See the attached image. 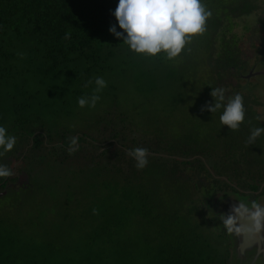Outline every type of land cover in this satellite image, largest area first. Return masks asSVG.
<instances>
[{
	"label": "trees",
	"instance_id": "16d2710c",
	"mask_svg": "<svg viewBox=\"0 0 264 264\" xmlns=\"http://www.w3.org/2000/svg\"><path fill=\"white\" fill-rule=\"evenodd\" d=\"M224 1L201 0L211 16L205 31L188 38L182 49L188 55L195 46L208 49L217 43L212 48L217 55L207 53L206 58L215 57L210 65L215 70L212 79L219 80L231 69L240 73L247 66L229 49L235 45L236 36H227L221 22L261 7L257 0H241L242 4ZM117 4L118 0H0V126L16 137L14 148L0 155V164L10 167L12 163L15 166L10 169L16 172L19 168L15 163L21 159L31 168L28 173L36 165L50 170L44 175L36 171L31 176L32 186L21 190L25 194L33 191L38 177L46 192L42 198H47L49 205L55 202L48 218L26 216V211L15 215L13 207L8 210L1 200L10 194L24 197L22 191L20 194L6 186L14 183L17 175L0 177V188L9 190L0 198V264H230L228 236L208 228L209 218L205 222L197 217L196 203L202 200L200 190L206 186L205 180L221 188L237 183L241 180L238 175L244 173L251 179L244 184L254 189L259 185L256 181L264 180V170L256 158L236 153L235 143H245L250 135L252 127L246 124L252 116L246 111L238 130L225 125L223 137L232 144L226 149L219 131L211 127L207 131L200 125L166 128L163 120L172 115L163 109L160 94L158 111L142 107V118L132 109L127 111L120 99L124 78H129L131 88L140 94L145 93L146 83L160 76L175 79L178 87L183 79L178 69L182 66V71L186 70L187 63L178 65L163 51L156 56L136 53L110 33L112 25L122 31L112 15ZM216 29L221 33L216 35ZM65 33L71 38L65 39ZM173 63L175 70L171 69ZM96 77H103L107 83L97 93L100 100L95 106V110L103 111L91 114L85 130L70 127L66 118H80L84 111H94L88 106L80 108L78 98L93 94ZM90 79L93 84L84 87ZM208 82L209 78L202 82L201 96H210V103H214L210 93L216 84L214 80ZM193 87L182 85L185 94L195 93ZM147 95L146 101L153 104ZM242 97L245 107L247 97ZM205 111L200 104L189 114L199 120ZM222 111L209 117L216 118L218 128L222 126ZM151 112L155 116L149 122ZM96 122L103 124L93 135ZM73 136L79 137V150L69 154V138ZM46 141L50 143L45 145ZM136 147L149 152L143 169H137L136 161L127 154ZM257 150L251 148L250 154ZM81 155L87 157L84 173L82 167L79 170L75 166H67V174L53 169L72 164L70 158ZM221 173L227 180L215 175ZM209 191L201 190V194ZM93 208L98 214H93Z\"/></svg>",
	"mask_w": 264,
	"mask_h": 264
},
{
	"label": "rangeland",
	"instance_id": "374dc122",
	"mask_svg": "<svg viewBox=\"0 0 264 264\" xmlns=\"http://www.w3.org/2000/svg\"><path fill=\"white\" fill-rule=\"evenodd\" d=\"M229 1V0H226ZM224 1V2H226ZM232 2H234V0H231ZM241 2L240 4H242L244 1L241 0H236L235 2ZM258 3L260 4V6L264 9V0H257ZM230 2V1H229ZM234 2V3H235ZM250 13H246L244 16H238L233 18V16H230L232 19L231 21L224 20L221 22L220 27H225V31L227 36H229L230 34H235L236 36V43L234 46H229L230 50H233L234 53L237 52V60L239 62H243L245 61L247 65H249L248 67V72L246 73L248 75L249 71H257V73L259 71H262L264 69V60H260L259 58L261 57V59L264 58V10H260V9H255L253 10V12ZM226 24H230L232 26V28H228L230 30H228L226 28ZM219 26L217 28H220ZM220 32V29H217V31L215 32L216 35H218ZM217 44V43H216ZM214 45H211L207 48H202L200 46H195V48L191 51L190 54L187 55L186 52L181 51V53L173 58L175 61H177L179 64L178 65H182L181 62L187 63V68L186 70L182 71V66L178 69L181 72L179 73V75H183L182 76V81L178 83V87L174 84L175 79L174 80H168L165 77H158V79H155V82H149L146 83L145 86V93H138L136 92L134 89H132V81L129 80V78H124L123 79V83L121 84V86H123V90L122 92H120V99L123 100V106L128 110L132 109L133 111H136L135 113L138 115L137 118H142L143 117V113L142 112V107H144L146 110L148 109H152L155 108L157 111L160 107L159 103H158V95L160 94L163 97V101H164V106L165 108H163L164 110L166 109V113L167 115L171 116L169 117H164L162 118L164 124H166V128L170 129H179V128H191L192 125H200L201 127H203L205 129V131L208 130V127H211L210 130H215V131H219V136L221 135V138H223L221 141L223 143V145H225V148H229L231 147V142L229 140V138L227 137H223V129H225V125H222L220 128L217 127L216 125V118L214 119H209V117L211 116H215L214 113L212 114L207 113L206 110L205 113H202L203 115L200 116L201 118L198 120L194 118H192V116L189 114L190 110L193 108H196L197 105L201 104V108L202 106H204L206 103H210L211 102V97H205L204 98L201 96V94H203V92H200V87L202 88V82L206 79L209 78V82H211L212 80H214L215 84H216V88H224L226 89L225 92V97L227 99V97L230 96H234V91H237V89H239L234 82L231 80V78H223L221 80L218 79V77H216L215 79H212V77L215 75V70L211 69L210 65H212V62H214L215 57L211 58V56H216V51H213L212 48ZM211 50L214 52L212 53ZM211 54V56H208L206 58V55ZM174 62V61H173ZM175 63V62H174ZM171 69H176L175 65H177L175 63ZM178 70L175 71V73L173 74L175 77L178 74ZM184 72V73H183ZM200 72V73H199ZM198 73V74H197ZM243 72H238V74H241ZM195 74H197L195 76ZM186 75V76H185ZM246 76V75H245ZM244 76V78H246ZM195 77V79H194ZM159 80V81H158ZM199 80V81H198ZM246 80V79H245ZM208 82V83H209ZM241 83V81H240ZM193 84V90L196 91L195 93H187L185 94L184 92V88L182 89V85L184 86H189ZM148 85V87H147ZM149 87L152 89H149ZM249 88V85L244 86V89ZM152 91V94H149V92ZM264 92V91H263ZM148 94V95H147ZM145 95H147L149 98L153 99V104L150 102L148 103L145 99ZM130 97L133 100H128L125 101L126 98ZM249 100L251 99V101L249 102V106L251 108V112H255L259 114V116L264 117V95L261 94L260 92H255L252 91L250 93V95L247 97ZM214 99V98H213ZM178 104V105H177ZM179 106V107H177ZM88 108V107H84L83 109ZM92 108V107H90ZM103 110H99L96 109L94 107V111H84L80 118L77 117H70V118H66V122L70 124V127H80L82 129H87L86 125L90 122V116L91 114H97L99 112H102ZM156 111V112H157ZM163 111V110H162ZM160 112V111H159ZM148 117H149V122L152 121L153 117L155 116L154 112L148 113ZM189 114V116H188ZM251 114V113H250ZM219 115V113L217 114V116ZM253 116V114H251ZM166 116V115H164ZM264 122V120H262ZM63 123V122H62ZM97 124H95L94 129H92V133L93 135H96L95 130H101V126L103 123L100 122H96ZM65 124V123H63ZM151 125H158L154 124L153 122H151ZM208 133V132H207ZM148 136L143 137L144 141L143 144L144 146L147 145V141H145L146 139H148ZM264 137V134H263ZM214 138V137H213ZM218 139V135L215 136V140ZM248 139L245 140V143H241V141L239 140L237 143H235L236 148L239 149L242 152H248L250 153V149L253 147L258 148L257 153L261 154L264 151V139L261 138V136H259L257 138V140L255 141V144L253 145H248L247 143ZM142 142V141H140ZM50 143L46 141L45 145H48ZM52 144V143H51ZM56 146H58L56 144ZM25 147V145H24ZM220 153V152H219ZM256 153V152H254ZM221 154V153H220ZM259 157V155L257 156ZM6 159H12L11 156H6ZM4 158V159H5ZM60 159V158H59ZM71 159V163L67 165L68 163H66L65 165H60L59 167H54L53 169H61L62 174H67V166H70L71 168H73L75 166V169H79L81 170L82 168V173H84L87 169H86V165H85V160L87 159V157H84L83 155L81 156H73L70 158ZM64 162V161H63ZM80 163L79 165L77 163ZM17 164L16 167H18L19 169L23 170V171H27L29 168L28 166H24L26 164L21 162V159L17 160V162L15 163ZM15 165L14 164H10L11 169H13ZM36 165L32 171L30 173H28V183H24L23 181V185L19 186L17 185L18 182L17 178L15 180V182L11 185H8L7 188H12L13 190H18L19 193L21 194V189H26V188H30L32 186L31 183V176H35V173H37L36 171H38L41 175H44L45 173L47 174L49 171H44V167L42 165L38 166ZM82 167V168H81ZM19 169L17 171H19ZM20 170V172H21ZM15 172V170H12V173L14 174H18L20 172ZM56 171V170H55ZM58 172V171H56ZM190 172V171H189ZM192 172V171H191ZM201 175H204V173H202ZM243 180H247L246 178ZM242 180V181H243ZM36 181V182H35ZM33 186V191L31 190L29 192V194H25V191H22L21 196L24 195V197L22 199L17 198V196L15 194H10L9 196L6 197V199H3L1 201H3V205H8L7 209H11L13 207V210H11V212H13L15 215H19V211L24 212L26 211V213H23L26 216H34L37 218H48L49 217V209L52 207L51 205H54V203H51V205L47 204L48 202H46L48 199L47 198H42L44 196V194L46 195V192L40 187V180L37 177L35 180ZM244 182V181H243ZM22 184V183H21ZM25 184V185H24ZM7 185V184H6ZM7 188L2 187L0 188V198H3L4 196H6L9 193V190H7ZM230 188L233 190H230L228 188H225V190H229L231 191L233 194L237 195V193L240 195V188L239 187H231ZM32 189V188H31ZM240 189V190H239ZM199 195V194H198ZM235 195H230L229 198H235ZM238 196V195H237ZM200 197L202 198V200L197 201V208H198V212H197V217L205 222H207V218H209V222H207L206 225H208V228H211V230H218L219 232H226L230 237L231 234H233L235 231L233 232H228L226 228H217L215 226V222L211 219L210 214H208L206 211L207 206H209V210H212V212L214 211V203L216 202V197L217 196H205L200 194ZM221 197V196H220ZM222 197H224V195H222ZM251 198V196H249ZM252 199V198H251ZM8 202V203H7ZM50 202V201H49ZM232 203H234V201L232 200ZM263 206H264V196H263ZM31 212H29V211ZM226 210V209H225ZM50 212H52V210H50ZM223 212V211H222ZM222 214H229L228 212L224 211V213ZM221 214V215H222ZM220 215V216H221ZM225 233V234H226ZM226 234V235H227ZM230 240V239H229ZM225 242V241H224ZM225 244V243H224ZM255 264V263H253ZM257 264H263V262L261 261V263H257Z\"/></svg>",
	"mask_w": 264,
	"mask_h": 264
},
{
	"label": "clouds",
	"instance_id": "9594fccd",
	"mask_svg": "<svg viewBox=\"0 0 264 264\" xmlns=\"http://www.w3.org/2000/svg\"><path fill=\"white\" fill-rule=\"evenodd\" d=\"M112 15L122 31H117L116 25H112L109 32L121 39L131 50L149 56H156L163 51L168 59H173L181 53L188 38L205 31L206 20L211 16V12L206 10L201 0H118ZM64 38L70 39V33H65ZM19 55L23 56L22 53ZM94 83L96 87L91 96L78 98L80 108L86 106L94 108L100 100L97 93L102 91L107 83L103 77H96ZM91 84L93 80L90 79L84 87ZM225 92L224 88H212L210 94L214 98V103H206L201 111L208 110L215 113L223 109L220 115L221 124L227 125L231 130H238L245 118L243 97L237 93L226 99ZM256 119L262 121L264 117L257 116ZM262 133L264 127L252 128L247 143L255 144ZM78 140V136L69 138V154L79 150ZM15 144L16 137L8 135L6 128L0 126V149H2L0 155L10 152ZM127 154L134 158L137 169L147 166L149 156L147 148L136 147L128 150ZM10 175L12 170L7 165L0 164V177L6 178ZM251 201H253L251 207L239 202L232 206L229 214L221 215L220 219L228 232L240 233L242 229L237 226L240 220L251 223L252 227L247 229L248 231L259 230L262 227L264 206L253 199ZM92 211L94 215L98 214V209L93 208Z\"/></svg>",
	"mask_w": 264,
	"mask_h": 264
},
{
	"label": "water",
	"instance_id": "95a60500",
	"mask_svg": "<svg viewBox=\"0 0 264 264\" xmlns=\"http://www.w3.org/2000/svg\"><path fill=\"white\" fill-rule=\"evenodd\" d=\"M262 60H264V58ZM248 67L243 74L248 72L250 69H248ZM250 75L253 76L248 80H245L244 77L240 79L241 87H239L238 90L243 92L245 90L244 86H246L248 81L251 83L257 82L258 85L252 90L255 92H260L264 95V69L258 73L257 71H249L248 75L245 77H249ZM241 196L246 195L241 194ZM228 197L229 196H225V198L229 199ZM227 205L220 198L216 197V202L214 203L213 209L214 211L212 212V210H209L208 214H210L211 218H213L215 222H220L223 224L220 219V215L224 213V211L228 212ZM237 226L241 227L242 231L240 233L234 232L229 237L230 264H257L261 263V261L264 264V222H262V227L259 230L253 229L252 231H248L247 229L251 228L252 225L247 220H240Z\"/></svg>",
	"mask_w": 264,
	"mask_h": 264
},
{
	"label": "flooded vegetation",
	"instance_id": "af4514ba",
	"mask_svg": "<svg viewBox=\"0 0 264 264\" xmlns=\"http://www.w3.org/2000/svg\"><path fill=\"white\" fill-rule=\"evenodd\" d=\"M260 8H262V7H260ZM259 8V9H260ZM263 9V8H262ZM261 10V9H260ZM264 10V9H263ZM252 14V13H251ZM261 61H262V59H261V57L259 58ZM245 62V61H244ZM247 65V64H246ZM245 66V65H244ZM243 66V67H244ZM248 66V65H247ZM247 66H246V68H247ZM233 70V71H232ZM230 71H232V72H230ZM228 73H226L225 74V77L227 78H231V80L234 82V84L239 88V87H241V83H240V79L241 78H243L245 75H247V74H243V73H241V74H238V72L236 73V70H234V69H231ZM253 75H250L249 77H246L245 79L246 80H248V79H250L251 77H252ZM249 82V81H248ZM246 83V85H249V88H246L243 92H240V94H242L244 97H248L249 95H250V93L253 91L252 89L253 88H255L257 85H258V83L257 82H254V83H251V82H249V83ZM247 99V105L245 106V112L246 111H248L249 112V114L248 115H251V114H253V116H252V118L250 119V120H248L247 121V126H251L252 128H254V127H264V122L263 121H260V120H257L256 119V117L257 116H259V114L258 113H256V111L255 112H251V108H250V106H249V102L251 101V99L249 100L248 98H246ZM251 113V114H250ZM250 122H253V124L255 123V122H257V123H255L253 126L252 125H250L249 123ZM263 134L264 133H262L260 136H261V138L262 139H264V137H263ZM239 149H237L236 150V153H239ZM240 152H242V151H240ZM255 151H253V152H251L252 154H250V153H248V152H243L244 153V156H246V155H249V156H251L252 158L254 157V158H256V159H254L255 161L257 160L259 163H260V167H261V170H264V151L261 153V154H258L257 152L256 153H254ZM259 155V157H257ZM208 168H209V170H211L210 169V167L208 166ZM204 173V172H203ZM21 175H25V176H27V180H28V172L27 171H21L20 173H18L17 174V178H19ZM218 178H220V179H225V180H227L226 178H227V175L226 174H224V173H221V174H215ZM203 176H205V173H204V175ZM239 177H240V179L241 180H237V183L236 182H229L228 183V185H223V187H221V188H219V186H217V188L216 187H214L212 184H208V182L205 180V187L204 188H202L201 190L202 191H209V188H211V191H209L205 196L207 197V196H214V195H216V194H219V193H221V192H223V191H225L224 189L225 188H228V189H230V190H232L231 188H230V186L232 187H239L240 189V193L241 194H244V195H247V196H244V197H246V198H248L250 201H251V199H250V197L249 196H251V198L253 199V200H255V202H262V204H263V196H264V180L263 181H256V182H259V185H258V188L257 189H254V188H252V187H250V185L248 184V186L246 185V184H244V180H243V178H246L247 179V181H248V183H251L250 181H251V179H249V177L247 178L246 177V175L243 173V174H240V175H238ZM232 180H236L234 177H232ZM243 180V181H242ZM253 181V180H252ZM11 184H13V183H10V182H8L7 183V185L6 186H8V185H11ZM201 190H200V194H201ZM229 191V190H228ZM251 202H253V201H251Z\"/></svg>",
	"mask_w": 264,
	"mask_h": 264
},
{
	"label": "bare ground",
	"instance_id": "6f19581e",
	"mask_svg": "<svg viewBox=\"0 0 264 264\" xmlns=\"http://www.w3.org/2000/svg\"><path fill=\"white\" fill-rule=\"evenodd\" d=\"M22 180H24V183H28V180H27V176H25V175H21L19 178H17V181L16 182H18L17 183V185H19V186H21V185H23V181ZM22 183V184H21ZM25 185V184H24ZM222 195H224V197H222ZM230 195H235V194H233L231 191H228V190H225V191H223V192H221V193H219V194H216L215 196H217L218 198H220L223 202H225L226 203V205H227V208H228V212L230 213L231 212V210H232V208H230V207H232L233 205H235V204H238L239 202H241V203H244L245 205H247V206H249V207H251V201L248 199V198H246V197H244V196H241V195H239V194H237V195H235L236 197L234 198V199H230L229 197V199H227V198H225V196H230ZM221 196V197H220ZM210 197H213V196H210ZM232 200L234 201V203H232ZM256 203H258V204H260L261 206H263V204H262V202H256ZM206 212L207 213H209V206H207V208H206ZM211 217V216H210ZM212 220H213V218H211ZM214 221V220H213ZM215 222V221H214ZM216 224H215V226L217 227V228H225V226L223 225V224H221L220 222H215ZM216 231V230H215ZM226 233V232H225ZM227 234V233H226ZM228 235V234H227ZM229 236V235H228Z\"/></svg>",
	"mask_w": 264,
	"mask_h": 264
}]
</instances>
